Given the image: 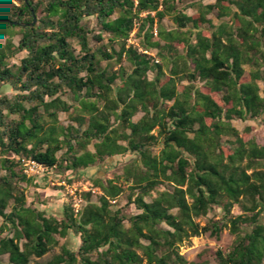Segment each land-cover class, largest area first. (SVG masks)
<instances>
[{"label": "trees", "instance_id": "obj_1", "mask_svg": "<svg viewBox=\"0 0 264 264\" xmlns=\"http://www.w3.org/2000/svg\"><path fill=\"white\" fill-rule=\"evenodd\" d=\"M180 3H0L7 37L0 89L8 85L14 92L0 95V264H205L188 263L180 246L207 233L219 238L225 228L236 239L227 253H216L218 264H264V146L232 125L264 122V0H217L193 15ZM215 10L219 25L208 18ZM167 16L176 28L164 27ZM104 36L119 50L92 45ZM133 38L138 45L129 42ZM152 51L165 65L155 63ZM22 52L20 65L10 66L8 58ZM100 59L115 60L118 69ZM63 93L78 103L77 126L59 122V114L74 107ZM127 153L137 155L124 173L137 214L112 209L124 189L101 177L92 178L102 192L98 200L84 193L86 204L76 212L66 195L61 219L27 206L23 185L36 178L25 174V161L80 175ZM214 207L222 210L221 220L201 226L196 220ZM69 234L80 239L77 251L62 247L46 263L31 261Z\"/></svg>", "mask_w": 264, "mask_h": 264}, {"label": "rangeland", "instance_id": "obj_2", "mask_svg": "<svg viewBox=\"0 0 264 264\" xmlns=\"http://www.w3.org/2000/svg\"><path fill=\"white\" fill-rule=\"evenodd\" d=\"M217 0H205L204 2H199L197 0H181L180 8L185 10L188 15L197 14L200 10V7L215 4ZM21 0H0V3L4 5L6 8L10 7V3L14 5H19ZM194 5V7L186 9L185 6ZM218 11L215 10L213 14L208 15V18L213 21V24L219 25L220 21H218L217 17ZM119 14H115L113 18H117ZM163 25L167 30H172L176 28L172 17L167 16L163 20ZM90 26L96 30L94 20L90 21ZM207 28V26H206ZM16 33L19 32V28L14 29ZM134 33L132 34V36ZM20 35L17 34L13 38V43L17 46ZM135 45H138V39H132L129 41ZM7 43V37L4 33V26L0 23V49L4 47ZM93 46H105L112 52V50H119L118 42H110L108 36H104V41L99 45L92 42ZM182 53V48H178ZM167 56H172L171 53L167 52ZM152 57L155 59V63H159L165 65L166 62L163 61L157 56L156 51H152L150 53ZM25 57V53H18L13 57L8 58V62L10 66H18L19 62ZM101 64L103 67L108 66V69L117 70L118 65L115 60L104 61L102 59ZM124 66L130 69V65L127 62H124ZM246 69H249V66H246ZM153 74L149 73V78L152 79ZM183 84H187L186 81ZM198 85H200L198 83ZM14 92L8 85H3L0 89V95H13ZM60 98L67 102L68 104L74 106L68 113H60L59 114V122L64 126L74 125L77 126V123L74 121L76 116L78 115V111L76 110V106L78 105L77 101H75L74 96L70 93H63L60 95ZM172 103V102H171ZM143 113H138L134 118V122H137L141 119ZM113 121V120H112ZM232 125L239 131L240 135H244L247 133L246 139H251L256 142L259 146H264V122L263 119H247L245 121L234 120L232 121ZM87 124L83 128H86ZM154 134H158V130L154 131ZM245 136V135H244ZM226 141L234 140L225 138ZM90 150H93L92 146H89ZM60 152L58 156L64 152ZM160 151V147H157L154 151L155 154H158ZM1 156V153H0ZM136 154L127 153L125 155L114 156L112 158L106 159L105 162L95 166L90 167L86 171L80 173V175H76L71 172H62L57 171L56 169L49 170L46 174L37 177L33 183L23 185L26 193V204L27 206H31L37 208L41 211H44L47 216H53L58 219L62 218V210L64 203L66 202V195L71 199L76 212L82 208L86 204L83 194L86 192H91L92 201L96 202L98 197L102 195L100 189H96L93 187L92 178L101 177L104 180H114L117 184L123 187L124 192L118 197L116 201H112V209L123 210V213L130 217L138 213V211L134 208L133 205L129 204V195L131 194L130 186L131 182H126L124 179L125 169L131 164L135 163ZM67 179H71L72 183H67ZM60 186L64 187V191H60L57 188ZM168 185H165L160 188L161 191L168 188ZM157 192H154L151 197H147V201H152L157 197ZM77 205V207H76ZM233 213L240 214V210L238 208L234 209ZM264 217V211L262 213ZM222 218V210L220 208L214 207L213 210L209 212L206 217H201L196 221L200 223L201 226H205L210 221H219ZM128 221H126L125 226L129 227ZM2 224V219H0V225ZM6 232L4 235H7ZM58 246H55L52 251L46 254L42 258H32L33 263H46L50 261L55 255L61 253L62 247H66L70 250L77 251L80 245V239L78 236L74 234H69L66 238L57 237ZM236 236L231 234L228 228L223 229L219 238L213 237L210 233L203 234L198 237H193L188 241H185L180 246V252L185 257L188 263H205V264H218L216 261V253L218 251H222L224 254L228 252L229 248L233 245ZM4 261H7V257H4Z\"/></svg>", "mask_w": 264, "mask_h": 264}, {"label": "built area", "instance_id": "obj_3", "mask_svg": "<svg viewBox=\"0 0 264 264\" xmlns=\"http://www.w3.org/2000/svg\"><path fill=\"white\" fill-rule=\"evenodd\" d=\"M48 168L35 162L32 160H28L24 162V172L30 178H37L40 177L46 172H48ZM77 207V205H76Z\"/></svg>", "mask_w": 264, "mask_h": 264}, {"label": "water", "instance_id": "obj_4", "mask_svg": "<svg viewBox=\"0 0 264 264\" xmlns=\"http://www.w3.org/2000/svg\"><path fill=\"white\" fill-rule=\"evenodd\" d=\"M36 20L34 19V22H35Z\"/></svg>", "mask_w": 264, "mask_h": 264}]
</instances>
